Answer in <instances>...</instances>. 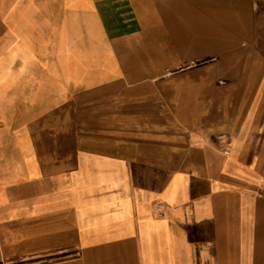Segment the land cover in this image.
Wrapping results in <instances>:
<instances>
[{
  "label": "crops",
  "instance_id": "obj_1",
  "mask_svg": "<svg viewBox=\"0 0 264 264\" xmlns=\"http://www.w3.org/2000/svg\"><path fill=\"white\" fill-rule=\"evenodd\" d=\"M259 170L264 0H0V264H257Z\"/></svg>",
  "mask_w": 264,
  "mask_h": 264
},
{
  "label": "rangeland",
  "instance_id": "obj_2",
  "mask_svg": "<svg viewBox=\"0 0 264 264\" xmlns=\"http://www.w3.org/2000/svg\"><path fill=\"white\" fill-rule=\"evenodd\" d=\"M217 60V57H206V58H202V59H197V60H194L193 62H190L189 64H187L186 66H183V68H192V69H195V68H200L202 66H205V65H208L212 62H215ZM223 141H225V144L223 143L222 144V148H227L230 150V156L233 155V152H234V144L228 139V138H225ZM221 148V149H222ZM262 171V173L264 174V170H259V172ZM260 179V177H259ZM259 182L263 185V188L259 187V190L260 191H264V178L263 179H260ZM263 204H264V201L262 202L261 200L258 201V209H264L263 208ZM244 209H248V202H247V205L245 207H243ZM230 209L229 207H227V210ZM258 240L260 242L261 238L262 240H264V232L261 234V233H258ZM261 237V238H260ZM258 242V248H257V261L258 263L257 264H264V241H263V245L261 243ZM245 244V243H244ZM246 245H249V243H247ZM262 245V247H261ZM226 256L227 258L230 257L231 259H227L229 260L230 262H237V261H241L240 264H251L250 263V249L249 247L247 248H241V249H227L226 250ZM233 263H229V264H233Z\"/></svg>",
  "mask_w": 264,
  "mask_h": 264
},
{
  "label": "built area",
  "instance_id": "obj_3",
  "mask_svg": "<svg viewBox=\"0 0 264 264\" xmlns=\"http://www.w3.org/2000/svg\"><path fill=\"white\" fill-rule=\"evenodd\" d=\"M222 153H223V155H225V156H229V155H230V150L227 149V148H224V149L222 150ZM164 210H165V206H164V205H161V204H159V205L157 206V208H156V211H157L158 214H163V213H164Z\"/></svg>",
  "mask_w": 264,
  "mask_h": 264
}]
</instances>
